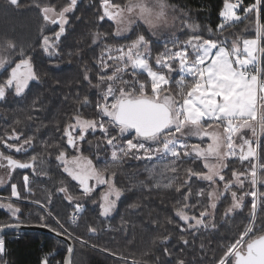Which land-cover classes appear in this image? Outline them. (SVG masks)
<instances>
[{
    "label": "rangeland",
    "instance_id": "374dc122",
    "mask_svg": "<svg viewBox=\"0 0 264 264\" xmlns=\"http://www.w3.org/2000/svg\"><path fill=\"white\" fill-rule=\"evenodd\" d=\"M51 1L56 2L57 0ZM78 1L82 0L75 2ZM230 2L231 0L224 1L223 9L219 13L220 25L218 29L243 19L247 14V12L235 10ZM21 5L16 8L10 4L9 0H0V37L8 34L7 39L13 38L11 35L13 29L19 30L20 26L14 22H19L16 15L21 11ZM65 6L61 13L60 9L55 10V8L48 7L40 9V12L45 16V19L47 18L51 22L56 23V19H58L59 24L65 29V25L71 24L69 23L71 18L66 16V12L70 10V4L66 3ZM76 6L80 9L83 3H77ZM130 7L133 9L132 12L128 11ZM96 8L98 9L97 15L106 20V24H102L103 32L100 35L103 34L107 39L108 37L125 38L126 41L127 37L135 34L134 39L128 44L121 41H109L105 50L98 56V60L105 61L111 59V55H113L116 57L115 65L121 64V70H116L118 75L121 72L124 73L131 65L140 74L144 73L148 77L151 87L148 82L144 83L137 79L139 84L136 86L130 84L127 90L119 88L118 91H114L110 85L105 88L104 85L107 82L109 84L113 82L115 74H108L105 67L96 71L95 67L94 81L98 86L95 87V90L99 94L95 96L94 108L82 109L79 114L74 113L72 118L63 122V130L67 124H70L69 128L74 135V144L69 147L62 145L60 149L51 152L55 157L51 169L47 160H40L41 163L36 161V165L30 171L27 170L24 175V182L26 183V180L28 183L31 182L25 188L26 192L34 193L33 184L48 180L47 188L50 186V194L43 197L41 201L24 196V193L18 189V180L23 173L16 172V169L15 185L12 186L10 194L0 197V208L16 220L15 223H18L24 217L20 216L24 209L22 203L32 202L31 205H40L46 208L52 205L51 210H46L48 215L50 214L51 218L55 220L57 227H61L67 232L65 226L63 227L59 221L60 219L53 217L52 213L57 216L59 212L63 214L65 211L63 205H65L68 217L76 213L79 218L84 212V205L80 204L83 201L81 198L86 197L87 194L95 193L97 197L99 196L103 217L113 214L122 194V187L117 186L114 178L117 171L114 168L116 165H111L119 161L117 157L119 150L126 157H133L140 162L173 163L175 167L172 168L176 170L180 178L186 171H191V167H194V161H189V159L196 158L200 161L202 168L199 173H190L193 177L190 176L187 190L182 197V206L188 207L193 216L188 211L186 213L184 210L178 211L183 228L189 231L198 230L201 226L215 229L220 224L225 227L229 226L233 221L234 224L245 223L243 217L248 219L249 215L252 216L247 229L240 235L239 241L227 250L226 255L220 259L218 264H234V253L237 251V262L242 263L243 255L239 253L244 251L245 245L250 239L264 231V205H260L258 200L256 201L258 192L259 196L264 194V174L257 176L256 172L259 169L257 159L253 163L251 157L245 156L243 152L250 147V141L255 140V146L256 132L259 128L264 127V121H261V115L264 114V81L259 88H257L255 76L247 81L241 75L239 66L234 62V54L240 55V65L247 67L253 66L259 55L264 54V22L259 23V8H256V19L253 23L254 35H249L239 42H233L230 46L224 42L204 40L198 45L195 55L189 51L187 42L183 41L178 17L182 10L181 7L170 5L165 0H110L102 8L101 4L95 0ZM141 8L147 11L142 14ZM191 20L193 19H189L187 25L194 28L191 25ZM47 33L50 32L47 31ZM62 33L64 31L60 34L57 32L45 34L42 46L53 43L54 48L59 50L63 46L60 44ZM17 38L20 39L19 36ZM171 41L182 42L176 48L175 45L172 48ZM3 42L5 41L0 40V45L3 44L0 47V71L6 69L8 71L7 63H10L12 58L8 57V45ZM157 42H161L159 45L170 44L169 46L173 50L175 49L173 55L170 52L169 54L159 53ZM10 43L15 45L13 42ZM156 48L158 53L155 51ZM161 48L164 49L165 46ZM185 48L187 54H182ZM68 50L70 51L71 48L68 47ZM20 51L22 52V50ZM54 52H49V54L52 55ZM177 53L180 55L177 56ZM197 55L203 59L202 69L205 70V74L200 75V73L192 72L184 77L182 73L185 64L184 58L191 59L188 62L193 63ZM22 58L13 61L8 73L3 74L0 78V88L6 95L5 102L13 105L18 102L19 97L24 95L26 87L34 80L31 64L40 63L44 59L38 55L31 56V58L27 56V59ZM170 60L175 61V64L168 65ZM158 62L162 63L164 68L158 66ZM71 65L72 72L68 70L69 73L71 75L78 73L81 64L76 63L73 59L62 68H69ZM47 69L52 73L51 78L54 79L56 68ZM208 69H212L211 77L207 74ZM167 71L168 77L173 83L172 86H164L168 84ZM36 76L41 77L39 74ZM139 78L143 80L141 75ZM79 79L81 80L83 77H79ZM7 83L9 87H7ZM197 85L200 87L197 88ZM217 92L224 95L231 93V98L225 101L222 96L215 95ZM143 93L145 94L143 95ZM124 96L134 98L146 96L152 101L164 104L172 115L170 125L158 135L145 139L139 138L130 127L115 124L113 119L117 104L119 99ZM213 99L217 101L216 104L207 103ZM81 104L84 105V101ZM4 105L0 104V106ZM21 105L16 107L20 108ZM221 108H225V111H221ZM245 129L248 132L243 136L240 132ZM81 131L86 132V135L81 141H77ZM59 132L53 129L51 135L63 137ZM239 146L243 150L240 156L244 159V164L241 168H235L239 156ZM10 148L14 152V158L21 161L23 160L21 153L28 148V145L15 139ZM127 160L132 159L128 158ZM0 162L2 161L0 160ZM42 162L46 163L47 168ZM198 167L199 165L196 166V168ZM149 170L150 167L144 168L145 172H150ZM10 173L9 169L0 164V187L7 184ZM150 174L152 176V173ZM121 177L125 178L124 175ZM256 182L259 183V186L256 185ZM252 190L253 200L250 206L246 202L249 201L247 195ZM192 191L194 197L189 198L188 195H191ZM75 199H79V201L75 203ZM122 200L128 206L130 202H134L129 196L127 198L124 196ZM26 209L23 211L28 216L30 210L33 209ZM256 216L258 225L254 224L253 226ZM252 228H254L253 233L248 234ZM90 232L92 233L91 230ZM67 233L68 236H65H71L69 232ZM77 233L83 241H88L96 247L93 240L82 238L81 228ZM87 234L89 233L87 232ZM243 240V244L240 245ZM53 248L54 250L48 254L49 257H44L46 264H49L50 257L54 256L55 258L60 251L57 243H54ZM3 251L4 245L0 240V252ZM83 256L88 257L89 254L84 250L77 249L73 264H83ZM230 256L232 258L229 259ZM45 261L42 264H45Z\"/></svg>",
    "mask_w": 264,
    "mask_h": 264
},
{
    "label": "trees",
    "instance_id": "16d2710c",
    "mask_svg": "<svg viewBox=\"0 0 264 264\" xmlns=\"http://www.w3.org/2000/svg\"><path fill=\"white\" fill-rule=\"evenodd\" d=\"M108 1L110 0H97L102 8ZM165 1L170 5L181 7L182 10H180L178 17L181 23L183 41L187 42L189 51L194 55L198 45L204 40L224 42L230 46L233 42H239L243 38L255 34L253 23L256 19V8L258 7L256 3L243 19L218 29L220 25L219 13L223 9L226 0ZM9 2L16 8L22 5L21 11L16 15L19 22H14L20 26L19 32L13 29V32H11L13 38L7 39L8 34L0 37V40L5 41L3 43L8 45V57L12 58L10 59L12 61L7 63L8 71L13 65L12 62L23 59L22 57L27 59V56L31 58V56L38 55V57L44 59H42L43 62L31 64L34 80L26 87L24 95L18 98L16 104L5 102V92L0 88V104H5L0 106V155L10 156L13 162H32V166L25 170L18 169L15 166L7 184L0 187V197H6L10 194L12 186L15 185L16 172L21 171L23 175L18 180V189L24 193V196L41 201L43 197L45 198L50 194V186L47 188L48 180L33 184L34 193H29L25 191V188L31 182L28 183L26 180L25 183L24 175H26L27 170L30 171L36 165V161L41 163L40 160H47V163L51 165V169L55 158L51 152L60 149L62 145L69 147L67 142L69 134L67 133L70 124H67L65 130H63V122L72 118L74 113L79 114L82 109L94 108L95 96L99 94L95 90V87L98 86L94 81V72L105 67L108 74H115L113 82L111 84L107 82L104 85L105 88L110 85V88L114 91H118L119 88L127 90L130 84L138 85L139 80L144 83L148 82L150 87L151 83L144 73L140 74L131 65L124 73L121 72L118 75L116 70H121V64L115 65L114 59L116 57L113 55H111L112 60H98V56L105 50L109 41H121L128 44L134 39L135 34L127 37V43L125 38L108 37L107 39L103 34L100 35L103 32L102 24H106V20L97 15L98 9H95V0H82L75 3L70 0H57L56 2L51 0H17L16 3L9 0ZM66 3L70 4V10L66 12V16L71 18L69 22L71 24L65 25L64 33L61 35L60 44H63V46L59 50L55 47V52L50 55L42 46L45 40L43 36L55 32L60 34L62 31L58 30L60 24L45 19L40 11L48 7L55 8V10L60 9L61 13L63 8L66 7ZM77 3H83L82 8L79 9L76 6ZM259 12V23L262 24L264 22V0L259 1ZM189 19H193L190 22L194 28L187 25ZM47 31L50 33H47ZM18 36L20 39L17 38ZM171 42L173 43L171 47L174 48L175 45L176 48L182 41L178 43ZM159 43L161 42L156 43L159 53H174L175 49L173 50L169 46L170 44L159 45ZM193 43L196 48L192 47ZM2 46L3 44L0 45V47ZM162 46H165V48L162 49ZM68 47L71 48L70 51ZM155 51L158 53L157 48ZM72 59L81 64L79 72L73 75L69 73V71L72 72L70 70L72 65L69 68H62L63 65L66 66L67 63H70ZM173 64H175V61L170 60V63H168V65ZM157 65L162 67V63L158 62ZM260 67L261 81L263 82L264 54L260 55ZM47 68H56L54 79L51 78L52 73L48 72ZM6 70L0 71V78L3 74L8 73ZM38 74L41 77H37ZM140 75L143 80L139 78ZM166 76L168 84L164 86H172L173 83L168 77V71ZM79 77H83V79L80 80ZM145 79L147 81H144ZM7 87H9L8 83ZM150 90L152 91V88ZM128 98L136 99L134 97ZM83 101L84 105L81 104ZM19 105H21L20 108L16 107ZM261 121H264V114L261 115ZM113 122L115 123L114 119ZM53 129L57 132L60 131L59 134L63 137L52 136ZM247 132L248 130L245 129L240 133L244 136ZM256 133L258 141L257 165L259 167L256 174L262 176L264 174V127L259 128ZM85 135L86 132L83 131V135L80 134L77 141H81ZM71 136L74 135L71 134ZM15 139L28 145V148L21 153L23 154V160L21 161L14 158V152L10 148L13 146ZM254 143L255 140L250 141L251 153L254 149ZM117 157L119 161L111 165H116L114 168L117 171L114 178L117 186L122 187L123 195L121 194L120 201L111 216L103 217L101 215V203L99 196L97 197L95 193L87 194L88 196L81 198L83 201L80 204L84 205V212L74 225L69 222L70 216L68 217L67 206L63 205L65 208L63 214L59 212L57 216L52 213L53 217H58L63 227L65 226L64 228L71 234L69 238H71L74 245L72 264L77 249L84 250L89 254L88 257L83 256V264H218L220 259L226 255L227 250L239 241L240 235L247 229L249 221L252 219L250 215L248 219L243 217L245 223L234 224L233 221L226 227L222 224L215 229L201 226L198 230L190 231L183 228L178 211L184 210L185 213L188 211L190 214L192 212L188 210V207L184 208L182 206V197L187 190L190 173H199L202 168L200 161L196 158L189 159V161H194V167H191V171H186L180 178L176 170L172 168L175 167L173 163L140 162L133 157H126L121 154L120 150ZM240 157L238 156L235 168H241L244 164V159ZM250 157L254 163L255 157L253 155ZM128 158L132 160H127ZM44 164L47 168L46 163ZM197 165H199L198 168H196ZM146 167H150V172L144 171ZM150 173H152V176ZM122 175L125 178H122ZM150 177L151 179H149ZM256 185L259 186V183L256 182ZM260 188H262L261 185ZM127 194L134 200V202L128 201L130 202L129 206L122 200L124 196L125 198L128 197ZM188 196L189 198L194 197L193 191ZM247 199L249 201L246 203L251 206L253 190L247 195ZM257 200L260 205H264V194L259 196L258 192ZM78 201L79 199L74 200L75 203ZM25 203L21 204L24 206L23 210L26 208H32L33 210H30L28 216L22 210L20 216L24 217L18 223L45 225L64 235L68 234L61 227H57L55 220L51 218L50 214L48 215L46 210H51L52 205L46 208L45 206L31 205L32 202ZM15 221L0 208V226L15 223ZM254 224L255 226L258 225L257 216L254 219L253 226ZM79 228L83 231L81 233L82 238L93 240L96 247L88 241H83L78 236ZM253 229L248 234L253 233ZM260 234H264V231ZM259 235L253 239L259 237ZM253 239H250V241ZM0 240L4 245V251L0 252V264H41L44 257H49L48 254L54 250V243L59 245L60 251L55 258L54 256L50 257L49 264H63V258L67 252V247L62 241L39 232H6L0 234ZM243 242L244 240L240 245ZM230 258L232 257L230 256ZM55 260L58 263H55Z\"/></svg>",
    "mask_w": 264,
    "mask_h": 264
},
{
    "label": "water",
    "instance_id": "95a60500",
    "mask_svg": "<svg viewBox=\"0 0 264 264\" xmlns=\"http://www.w3.org/2000/svg\"><path fill=\"white\" fill-rule=\"evenodd\" d=\"M10 1L13 3L17 2V0ZM72 1L75 2L76 0ZM166 108L164 104L148 98L132 99L124 97L118 101L114 121L117 124L130 127L139 137L146 139L160 133L170 125L171 113ZM73 144L74 138L69 134L68 145L72 146ZM14 164L18 169L23 170L32 166V162L24 163L15 161ZM11 231L39 232L62 241L67 247L63 264H72L74 245L71 238L64 234L45 225L38 224L11 223L0 226V234ZM237 253H235V264H264V234L249 241L245 245L244 251L239 253L243 255L242 263L237 262Z\"/></svg>",
    "mask_w": 264,
    "mask_h": 264
},
{
    "label": "built area",
    "instance_id": "2783aa9c",
    "mask_svg": "<svg viewBox=\"0 0 264 264\" xmlns=\"http://www.w3.org/2000/svg\"><path fill=\"white\" fill-rule=\"evenodd\" d=\"M259 1L260 0H231L230 4L231 6L238 11L248 12L256 3L259 8ZM182 54H187L186 48L183 49ZM240 55L234 54V62L239 66V70L241 75L247 80L250 81L252 76H255L257 79V88H259L261 85H263V82L261 81V70H260V55L257 60V62L251 66H242L240 65L239 60ZM197 59V61H196ZM191 61V59H188ZM187 58H184V68L182 69V73L184 77L188 76L190 73H200V69H202V64L199 63V61H202L199 57L195 58V62L189 63ZM198 68V69H197ZM201 75V74H200ZM257 150H258V141L256 139V144L254 146V149L252 151L253 156L255 159H257ZM78 219V214L73 213L69 217L70 224L74 225L76 223V220ZM54 253V252H53ZM44 260V259H43ZM45 261V260H44ZM55 263H58L57 260H55ZM46 264V261H45Z\"/></svg>",
    "mask_w": 264,
    "mask_h": 264
},
{
    "label": "flooded vegetation",
    "instance_id": "af4514ba",
    "mask_svg": "<svg viewBox=\"0 0 264 264\" xmlns=\"http://www.w3.org/2000/svg\"><path fill=\"white\" fill-rule=\"evenodd\" d=\"M57 20V22L55 23V24H59V20L58 19H56ZM61 30V31H64L65 29L63 28V26L62 25H59V28H58V30ZM187 46H188V48H189V45L187 44ZM43 48H44V50L47 52V53H49V52H54V44L53 43H51L50 45H48V46H43ZM51 57V56H50ZM171 119H172V115H171ZM161 132H163V131H161ZM160 132V133H161ZM67 134H72L71 132H70V128H69V131H68V133ZM81 134L83 135V131H81ZM159 134V133H158ZM158 134H155V135H153V136H151V137H149V138H152V137H154V136H156V135H158ZM67 142H68V140H67ZM251 148L249 147V148H246L245 149V151H243L242 150V148L241 147H239V149H238V153H239V156L242 154V151L245 153L244 155L245 156H252V153H251ZM0 160L2 161V162H0V164L1 165H3V166H5L7 169H9L10 171H11V173L13 172V170L15 169V164H14V162H13V160H12V158L10 157V156H6V155H0ZM11 173H10V175H11Z\"/></svg>",
    "mask_w": 264,
    "mask_h": 264
},
{
    "label": "snow or ice",
    "instance_id": "6c2138e0",
    "mask_svg": "<svg viewBox=\"0 0 264 264\" xmlns=\"http://www.w3.org/2000/svg\"><path fill=\"white\" fill-rule=\"evenodd\" d=\"M132 10L133 9L131 7L128 9L129 12H132ZM146 11H147L146 9L141 8V13L142 14L145 13ZM179 55H180V53H177V56H179ZM199 63L203 64V61H199ZM200 74L201 75H204L205 74V70L204 69H200ZM207 74L209 75V77H211V75H212V69H208L207 70ZM196 87L199 88L200 85H197ZM215 95L222 96L225 101H228L231 98V93H229L228 95H224L221 92H217V93H215ZM207 103H209V104H216L217 101L213 99V100H209ZM221 111H225V108H221Z\"/></svg>",
    "mask_w": 264,
    "mask_h": 264
},
{
    "label": "crops",
    "instance_id": "0c3cea01",
    "mask_svg": "<svg viewBox=\"0 0 264 264\" xmlns=\"http://www.w3.org/2000/svg\"><path fill=\"white\" fill-rule=\"evenodd\" d=\"M194 47H195V46H194ZM195 48H196V47H195ZM197 57H198V55H197ZM197 57H196V58H197ZM200 59L203 61V59H202V58H200ZM43 261H44V260H42L41 264L43 263Z\"/></svg>",
    "mask_w": 264,
    "mask_h": 264
}]
</instances>
